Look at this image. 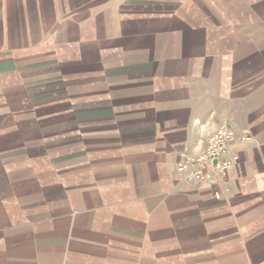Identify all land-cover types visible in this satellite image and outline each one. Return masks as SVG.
Here are the masks:
<instances>
[{
	"label": "crops",
	"instance_id": "0c3cea01",
	"mask_svg": "<svg viewBox=\"0 0 264 264\" xmlns=\"http://www.w3.org/2000/svg\"><path fill=\"white\" fill-rule=\"evenodd\" d=\"M54 63L79 174L8 143ZM229 120L252 140L217 199L176 162ZM0 264H264V0H0Z\"/></svg>",
	"mask_w": 264,
	"mask_h": 264
},
{
	"label": "rangeland",
	"instance_id": "374dc122",
	"mask_svg": "<svg viewBox=\"0 0 264 264\" xmlns=\"http://www.w3.org/2000/svg\"><path fill=\"white\" fill-rule=\"evenodd\" d=\"M52 65L54 69L50 74L45 71L40 79L32 81L35 91L40 92L45 103L41 105V109L36 107L32 113L24 116L23 122H28L29 126L23 131L20 128H10L8 143L9 147L18 145V149L12 152H24L26 163L36 161L43 169L52 171V168H56L58 171H73L74 174H79L82 162H85L81 159L83 143L80 127V86L83 82L79 78L65 79V82L60 65ZM62 80L64 82H60ZM55 86L72 88L73 95L69 96V99L67 97L66 101L65 92L51 93ZM49 101H56L60 106L54 109V105H49ZM70 101L72 105L68 103ZM8 122L15 121L10 118ZM19 138L23 139V145L20 141L16 143ZM50 173L56 174V171Z\"/></svg>",
	"mask_w": 264,
	"mask_h": 264
},
{
	"label": "built area",
	"instance_id": "2783aa9c",
	"mask_svg": "<svg viewBox=\"0 0 264 264\" xmlns=\"http://www.w3.org/2000/svg\"><path fill=\"white\" fill-rule=\"evenodd\" d=\"M251 140L252 136L249 132L238 134L234 121L229 120L209 136L207 147L203 151L191 153L180 150L176 169L189 184L216 185L215 196L217 199H223L231 190L225 184L224 178L240 159V153L234 151L232 145L237 141Z\"/></svg>",
	"mask_w": 264,
	"mask_h": 264
}]
</instances>
